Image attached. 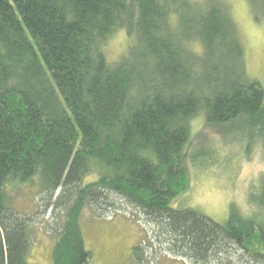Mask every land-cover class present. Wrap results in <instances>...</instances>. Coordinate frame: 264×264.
I'll list each match as a JSON object with an SVG mask.
<instances>
[{
    "label": "trees",
    "instance_id": "obj_1",
    "mask_svg": "<svg viewBox=\"0 0 264 264\" xmlns=\"http://www.w3.org/2000/svg\"><path fill=\"white\" fill-rule=\"evenodd\" d=\"M119 30L132 42L111 62L105 44ZM199 113L264 140V81L248 76L222 0H0V264H27L29 219L6 187L35 177L62 215L53 264L91 262L81 216L111 212L112 197L142 212L174 257L264 264V172L247 194L255 213L231 203L217 223L172 205L189 186ZM131 252L143 262L141 245Z\"/></svg>",
    "mask_w": 264,
    "mask_h": 264
},
{
    "label": "rangeland",
    "instance_id": "obj_2",
    "mask_svg": "<svg viewBox=\"0 0 264 264\" xmlns=\"http://www.w3.org/2000/svg\"><path fill=\"white\" fill-rule=\"evenodd\" d=\"M222 1L237 25L247 74L263 83L264 3ZM131 42L124 31H116L105 44L108 60L119 61ZM190 126L192 137L186 154L192 152L196 160L194 165L188 164V189L173 201V207L193 209L217 223L226 221L231 203L243 212H257L247 194L264 172V140L250 141L207 126L203 113L191 119ZM6 191L7 205L29 219L31 245L27 264H53V233L62 218L60 209L53 205L56 195L50 199L38 177L25 184L10 183ZM112 199L115 208L111 212L96 215L85 209L81 216L85 247L93 254L89 264H191L166 251L165 245L156 239L155 226L142 212L118 197ZM136 244L144 252L142 263L131 255Z\"/></svg>",
    "mask_w": 264,
    "mask_h": 264
}]
</instances>
